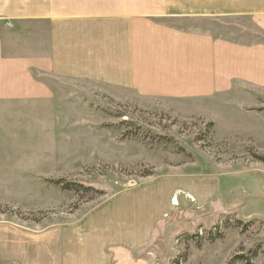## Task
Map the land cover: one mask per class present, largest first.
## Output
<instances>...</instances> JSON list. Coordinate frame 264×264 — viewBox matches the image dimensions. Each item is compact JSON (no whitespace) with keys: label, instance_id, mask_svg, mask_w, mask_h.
I'll list each match as a JSON object with an SVG mask.
<instances>
[{"label":"rangeland","instance_id":"obj_1","mask_svg":"<svg viewBox=\"0 0 264 264\" xmlns=\"http://www.w3.org/2000/svg\"><path fill=\"white\" fill-rule=\"evenodd\" d=\"M131 1L157 13L151 7L157 0ZM185 17L168 21L199 23ZM207 23L214 33L219 26L264 45V25L248 17L237 25ZM8 24L0 22L3 51L27 57L32 42ZM27 27L18 25L21 32ZM30 75L36 80L27 87L40 88L43 97L0 98L1 261L68 264L72 258L61 247L92 240L106 215L111 225L125 214L148 238L128 250L136 263H264L263 90L235 82L214 98L176 100L75 73ZM68 182L71 191L63 187ZM224 220L219 234L205 235ZM130 235L109 244L140 240ZM114 248L105 247L107 264H116Z\"/></svg>","mask_w":264,"mask_h":264},{"label":"crops","instance_id":"obj_2","mask_svg":"<svg viewBox=\"0 0 264 264\" xmlns=\"http://www.w3.org/2000/svg\"><path fill=\"white\" fill-rule=\"evenodd\" d=\"M3 1L0 22H9L10 30L32 43L26 46L27 57L8 56L0 40V82L9 80L0 87V98L43 97L40 88L31 93L27 87V82L36 80L32 71L75 73L176 100L214 98L232 91L235 82L264 91V45L243 42L242 33L227 34L219 26L214 33L205 27L209 19L237 25L244 17L264 25V0H157L151 5L157 10L154 15L140 11L141 6L131 0H26L13 6L2 5ZM147 5L144 2L143 8ZM173 15L199 23L192 28L178 26L168 21ZM19 24L29 27L21 32ZM8 83L15 88L7 90ZM124 215L111 225L112 215H106L92 228V240L61 247V254L72 258L68 264H107L103 253L108 245L115 246L116 264H145L133 261L128 250L147 245L148 238ZM125 233H138L140 240L109 244ZM17 263L16 257L11 263L0 260V264Z\"/></svg>","mask_w":264,"mask_h":264},{"label":"trees","instance_id":"obj_3","mask_svg":"<svg viewBox=\"0 0 264 264\" xmlns=\"http://www.w3.org/2000/svg\"><path fill=\"white\" fill-rule=\"evenodd\" d=\"M258 160L259 161H261V162H263L264 163V157H261V158H258ZM59 183H61V182H58V184ZM60 185V184H59ZM64 189H66V190H68V191H71V190H73V187H72V183H70V182H68V183H66L64 186ZM223 221V220H222ZM224 223H225V220H224V222H221L220 221V225L218 226H215V228H216V232H214L213 230L211 231V230H205V235H208V236H213V235H216V234H219L220 233V230L223 228V226H224ZM238 224L239 225H241L242 224V222H240V221H238ZM241 259H246V256H241L240 257ZM174 262V264H180V263H178V261H173ZM245 263H250V259H248V260H246V262ZM264 264V263H263Z\"/></svg>","mask_w":264,"mask_h":264}]
</instances>
